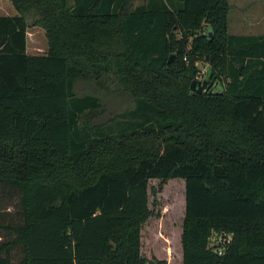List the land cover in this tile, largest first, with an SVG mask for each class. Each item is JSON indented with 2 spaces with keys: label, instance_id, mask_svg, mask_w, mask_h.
I'll list each match as a JSON object with an SVG mask.
<instances>
[{
  "label": "trees",
  "instance_id": "1",
  "mask_svg": "<svg viewBox=\"0 0 264 264\" xmlns=\"http://www.w3.org/2000/svg\"><path fill=\"white\" fill-rule=\"evenodd\" d=\"M10 1L0 189L16 212L0 217V264H264V35L230 34L229 0ZM32 26L46 54L27 52ZM118 90L130 104L101 118ZM172 177L186 183L179 263L142 252L149 181ZM214 233L230 237L222 254Z\"/></svg>",
  "mask_w": 264,
  "mask_h": 264
},
{
  "label": "rangeland",
  "instance_id": "2",
  "mask_svg": "<svg viewBox=\"0 0 264 264\" xmlns=\"http://www.w3.org/2000/svg\"><path fill=\"white\" fill-rule=\"evenodd\" d=\"M139 3L142 0H131ZM134 5V4H133ZM137 5H134L135 7ZM16 8L10 0H0V15H16ZM212 35L211 30H207ZM28 53L32 55L46 54L49 43L45 30L39 26L28 29ZM196 79L204 80L211 70V65L204 60L198 61ZM82 84V83H81ZM93 88L94 84H90ZM114 87V86H113ZM86 84L81 85V91L86 90ZM104 110L101 118H109L116 112L128 107L130 95L118 90L112 95L103 91ZM186 183L183 178H168L166 180L153 178L149 181V206L153 215L147 220L142 229V252L148 258L167 259L170 263H179L182 257V229L186 211ZM15 196H9L0 189V217L16 212ZM1 233V231H0ZM221 234L214 233L212 241L217 243ZM22 254L20 246L12 252V260L16 263Z\"/></svg>",
  "mask_w": 264,
  "mask_h": 264
},
{
  "label": "crops",
  "instance_id": "3",
  "mask_svg": "<svg viewBox=\"0 0 264 264\" xmlns=\"http://www.w3.org/2000/svg\"><path fill=\"white\" fill-rule=\"evenodd\" d=\"M171 4L173 0H165ZM142 0L134 5H141ZM228 32L233 35H264V0H229ZM28 45V41H27ZM28 52V48H27ZM183 258V252L182 257ZM160 260H167L161 259ZM180 260V261H181ZM168 263H170L168 261Z\"/></svg>",
  "mask_w": 264,
  "mask_h": 264
},
{
  "label": "water",
  "instance_id": "4",
  "mask_svg": "<svg viewBox=\"0 0 264 264\" xmlns=\"http://www.w3.org/2000/svg\"><path fill=\"white\" fill-rule=\"evenodd\" d=\"M211 76H207L206 79L204 80H200V79H194L191 82V89L193 92H202L204 90V88L206 87V85L208 84V81L210 80ZM217 84V83H216Z\"/></svg>",
  "mask_w": 264,
  "mask_h": 264
},
{
  "label": "built area",
  "instance_id": "5",
  "mask_svg": "<svg viewBox=\"0 0 264 264\" xmlns=\"http://www.w3.org/2000/svg\"><path fill=\"white\" fill-rule=\"evenodd\" d=\"M229 241H230V237H227V238H224L223 236L219 237L218 243H222L221 246L217 248V251L219 254H222L224 252V248L227 246Z\"/></svg>",
  "mask_w": 264,
  "mask_h": 264
}]
</instances>
